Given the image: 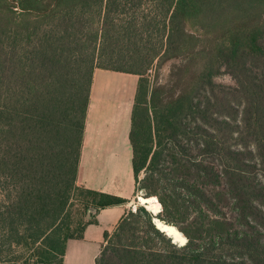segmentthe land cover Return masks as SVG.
Wrapping results in <instances>:
<instances>
[{
  "label": "trees",
  "instance_id": "16d2710c",
  "mask_svg": "<svg viewBox=\"0 0 264 264\" xmlns=\"http://www.w3.org/2000/svg\"><path fill=\"white\" fill-rule=\"evenodd\" d=\"M180 56L165 99L145 71ZM96 67L139 76L131 167L156 205L126 209L96 264H264V0H0V264H63L129 202L76 184Z\"/></svg>",
  "mask_w": 264,
  "mask_h": 264
},
{
  "label": "crops",
  "instance_id": "0c3cea01",
  "mask_svg": "<svg viewBox=\"0 0 264 264\" xmlns=\"http://www.w3.org/2000/svg\"><path fill=\"white\" fill-rule=\"evenodd\" d=\"M115 74L125 76L121 77L124 78V83L130 81V84H132V92L131 94L128 93L130 97L127 99L129 108H125L127 110L125 118L120 111L118 113L115 111L113 114L108 112L102 122L101 130L97 131L95 128L97 103L95 104L94 101L107 104H112L115 101L114 97L110 96L112 89L110 81L113 77L118 76ZM138 78V75L132 73L97 67L93 70L76 184L126 198L129 202L109 206L96 212V222L86 226L83 238L69 239L66 242L63 264H69L71 262L69 260L71 251H73L72 254H75L76 248H80L79 246H73L74 242L82 243L84 247H90L94 244V258L97 259L102 248L104 232H112L125 210L135 208L139 203V193L136 191V183L131 167L132 149L129 142L131 113ZM118 94H121L119 96L121 102L125 101L126 92L123 94L119 92ZM103 114L105 115V112ZM124 161L126 164L128 161L130 162V177L123 175L122 163Z\"/></svg>",
  "mask_w": 264,
  "mask_h": 264
},
{
  "label": "rangeland",
  "instance_id": "374dc122",
  "mask_svg": "<svg viewBox=\"0 0 264 264\" xmlns=\"http://www.w3.org/2000/svg\"><path fill=\"white\" fill-rule=\"evenodd\" d=\"M188 31L197 37L198 42L202 40V30L199 27L197 26L190 27L188 28ZM183 63H184L183 56L172 58V59H167L163 61L155 59L153 63L146 69L144 77L147 79L150 87L152 86L163 87L164 92H165L163 96L165 97V99L174 97L179 92L180 85H182L178 83L179 80L177 79L178 78L177 73H178V67L181 66ZM115 75L120 76L119 74H115ZM118 76L113 77V79L110 81V85L112 88L110 91V96L114 97L115 101L112 104H107L105 102L98 103V101H94L95 104L97 103L96 104V123H95V128L97 131L101 130L102 122L104 121L105 116L108 112L110 114H113L115 111H117V113L118 111H120L121 115L124 118L126 117V112H127L126 109L129 108L127 99H129L130 97V95L128 96V93L131 94L132 92V84H130V81L124 83V80H123L124 78H121V77H125V76H120V77ZM215 81L219 83H224V84H233V80L230 78V76L227 74H223V73L217 75L215 77ZM119 92H121L122 94L126 92V99L125 101H123L124 103L121 102V100L119 99V96L121 95V94H118ZM124 104H125V107H124ZM103 112H105V115L103 114ZM122 172L124 176L130 177L131 168H130L129 161L127 162V164L125 163V161L122 163ZM142 176L143 174L140 173V177ZM138 193H139V197H138L139 203L138 204H142L144 203V199L142 197L143 192L139 191ZM148 205L150 204H147V208H148ZM76 208L77 207L74 206V209ZM91 209L93 208L91 207L90 210ZM176 243L180 245L181 242H176ZM73 246H79L80 248H76L75 254H72L73 251H71V256L69 259L71 262H69V264H96V257L94 258V252H95L94 244L90 247H84L82 243L78 244L77 242H74Z\"/></svg>",
  "mask_w": 264,
  "mask_h": 264
},
{
  "label": "bare ground",
  "instance_id": "6f19581e",
  "mask_svg": "<svg viewBox=\"0 0 264 264\" xmlns=\"http://www.w3.org/2000/svg\"><path fill=\"white\" fill-rule=\"evenodd\" d=\"M148 208H149L151 211H155V209H156V205H155V204H150V205H148ZM154 208H155V209H154ZM156 225H157L160 229H162L163 231H166V232L168 233V235H170V237H171L172 239H174V241H176V242H181V243L184 242V240H182V239L179 237V235L177 234V232H176V228H175L174 225L167 224V223H165V222H163V221H160V219H159L158 221H156ZM178 231H179V230H178ZM179 233H180V231H179ZM184 239H185V238H184Z\"/></svg>",
  "mask_w": 264,
  "mask_h": 264
},
{
  "label": "water",
  "instance_id": "95a60500",
  "mask_svg": "<svg viewBox=\"0 0 264 264\" xmlns=\"http://www.w3.org/2000/svg\"><path fill=\"white\" fill-rule=\"evenodd\" d=\"M144 206H145V208L147 209V210H149V211H151L150 209H148L147 208V203H142ZM92 211H94V209H91ZM90 210V211H91ZM151 212H153V211H151ZM154 213V212H153ZM159 219H157V218H153V222H154V224L156 225V221H158ZM156 227L160 230V231H162V232H164L167 236H169L170 237V235H168V233L166 232V231H163L162 229H160L157 225H156ZM185 238V237H184ZM172 241L173 242H176V241H174V239H172ZM187 241V239L185 238V241H184V243H180V245H183V244H185V242ZM40 264H42V263H40Z\"/></svg>",
  "mask_w": 264,
  "mask_h": 264
}]
</instances>
